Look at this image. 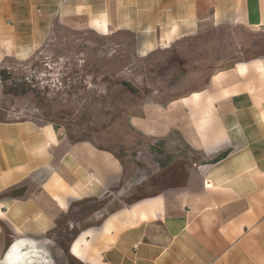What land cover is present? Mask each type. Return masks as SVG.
<instances>
[{
	"label": "crops",
	"instance_id": "0c3cea01",
	"mask_svg": "<svg viewBox=\"0 0 264 264\" xmlns=\"http://www.w3.org/2000/svg\"><path fill=\"white\" fill-rule=\"evenodd\" d=\"M56 24L135 35L147 57L208 24L264 31V0H0V68ZM129 123L132 175L63 126L0 122V264H264V57L143 101ZM151 162L173 186L150 187Z\"/></svg>",
	"mask_w": 264,
	"mask_h": 264
},
{
	"label": "rangeland",
	"instance_id": "374dc122",
	"mask_svg": "<svg viewBox=\"0 0 264 264\" xmlns=\"http://www.w3.org/2000/svg\"><path fill=\"white\" fill-rule=\"evenodd\" d=\"M263 57L264 31L233 26L208 24L146 57L135 35L56 24L29 59H10L0 68V122L63 126L72 141H91L123 158L132 175L142 141L129 121L141 102L173 100L201 88L216 71ZM172 167L147 165L150 187L173 186Z\"/></svg>",
	"mask_w": 264,
	"mask_h": 264
}]
</instances>
